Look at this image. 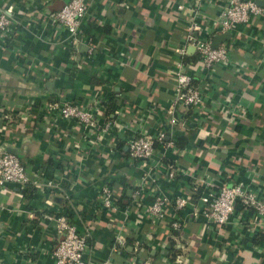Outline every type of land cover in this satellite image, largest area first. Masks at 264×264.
<instances>
[{
	"label": "crops",
	"instance_id": "crops-1",
	"mask_svg": "<svg viewBox=\"0 0 264 264\" xmlns=\"http://www.w3.org/2000/svg\"><path fill=\"white\" fill-rule=\"evenodd\" d=\"M64 1L0 0L14 18L8 41L0 39V145L18 152L31 180L0 187V264H55L49 216L60 212L89 233L86 257L95 262L125 264L134 255L155 264H264V217L252 209H237L221 228L184 211V225L174 230L173 205L162 220L141 217L134 191L142 168L128 159L126 139L139 125L155 131L167 124L188 25L199 21V36L213 43L224 32L218 16L227 0H87L78 44L52 17ZM224 42L232 64L188 66L203 104L182 114L174 133L184 143L163 157L182 173L171 181L165 162L156 168L145 201L154 191L194 194L202 179L242 182L264 197V17ZM187 54L198 56L192 46ZM57 98L100 105L113 136L97 143L76 121L48 113L47 101ZM50 180L57 186L45 185ZM104 183L126 191V207L113 215L101 208ZM119 226L125 250L112 249Z\"/></svg>",
	"mask_w": 264,
	"mask_h": 264
},
{
	"label": "built area",
	"instance_id": "built-area-1",
	"mask_svg": "<svg viewBox=\"0 0 264 264\" xmlns=\"http://www.w3.org/2000/svg\"><path fill=\"white\" fill-rule=\"evenodd\" d=\"M258 1L227 0L218 16L221 30L231 32L239 25L249 23L255 16L264 17V6L260 5ZM178 7L182 8L183 5ZM87 9V0H68L52 15L54 21L68 31L73 44H78L81 41L82 22L86 17ZM13 19L10 10L0 9V39L8 41L7 37L14 24ZM200 30V22L192 19L187 27L185 43L177 48L179 59L174 71V97L168 108L170 116L166 126L151 131L149 128L139 125L136 133L129 134L126 139L130 163L138 164L142 168V176L134 191L135 204L139 208L138 214L141 217L162 220L167 214L168 205H173L179 213V216L171 221L174 230H179L184 225L185 217L180 215L184 211H187L190 219L200 221L212 228H221L231 219L237 217L236 204L238 202L252 209L260 217H264V197L242 182L228 184L216 183L212 179H202L200 185L203 187V191L197 201H192L190 196L185 193L171 196L168 193H156L155 191L151 193L150 201L144 200L145 189L151 183L157 184L158 182L155 170L164 166V155L168 151H178L173 134L177 127L185 122L182 114L191 109H198L203 104V91L197 83H194L195 76L183 61L187 47L195 48L199 56V63L207 71L213 70L217 65L232 64L231 45L223 42L213 47L210 39L199 36L198 31ZM88 50L90 53L92 52L91 48ZM46 110L48 113L59 114L63 119L76 121L82 129L91 132L97 143L105 144L107 139L113 136V121L103 118L100 105L87 107L72 99L57 98L47 101ZM156 157L158 160L154 164ZM166 171L167 177L171 181L182 173L176 164L166 165ZM30 181L22 159L16 153L7 151L0 145V187L12 184L24 188ZM45 185L57 186L53 180L48 181ZM122 193L121 190L114 189L108 183L102 184L101 208L109 215L119 212L123 209L119 203ZM123 212L127 218L128 211L124 209ZM49 218H52L55 223L56 243L52 249L55 264H108V260L95 262L86 257L89 233L81 231L70 216L60 212L54 216L50 215ZM121 227L119 226L115 230L113 250H125L127 247V240ZM176 259L181 262L180 257H176ZM125 264H155V262L151 259H139L130 255Z\"/></svg>",
	"mask_w": 264,
	"mask_h": 264
},
{
	"label": "trees",
	"instance_id": "trees-1",
	"mask_svg": "<svg viewBox=\"0 0 264 264\" xmlns=\"http://www.w3.org/2000/svg\"><path fill=\"white\" fill-rule=\"evenodd\" d=\"M68 0H66V1H64L63 2V4H62V6L67 2ZM61 6V7H62ZM60 7V8H61ZM59 8V9H60ZM58 9V10H59ZM183 61H184V63L186 64V65H188L189 66V64L190 65H192V64H194V63H198L199 62V56H195V55H190V54H185V56L183 57ZM194 83H197V81L196 80H194ZM112 100V99H111ZM173 140L175 141V145H176V148L178 149V150H180V146H179V143H184V138H182V137H180L179 135H177L176 133H174L173 134ZM182 145H184V144H182ZM181 145V146H182ZM165 162V161H164ZM165 164L166 165H173L174 163H171V162H169V161H166L165 162ZM110 185V184H109ZM123 193V196L122 197H124L125 195H126V191H125V189H122L121 190ZM202 191H203V187L200 185L199 187L197 186V190H196V192L194 193V194H191V195H189L190 196V199L193 201V200H198L199 198H200V195H201V193H202ZM122 197L120 198V200H119V203H120V205L123 207H126L125 206V204H123L122 203ZM245 208H247L245 205H243L241 202H238L237 204H236V209H245ZM247 209H250V208H247ZM64 214H66V212H63ZM58 214V213H57ZM69 216V215H68ZM71 218V217H70ZM89 241V240H88Z\"/></svg>",
	"mask_w": 264,
	"mask_h": 264
},
{
	"label": "water",
	"instance_id": "water-1",
	"mask_svg": "<svg viewBox=\"0 0 264 264\" xmlns=\"http://www.w3.org/2000/svg\"><path fill=\"white\" fill-rule=\"evenodd\" d=\"M258 3L262 6H264V0H259ZM231 36V32L230 31H225L222 34L216 35L214 42L212 44L213 47L218 46L220 43L224 42L225 40L230 39ZM194 48V47H192ZM10 152L16 153L18 154V152L15 149H9ZM131 190H129V194H130Z\"/></svg>",
	"mask_w": 264,
	"mask_h": 264
}]
</instances>
